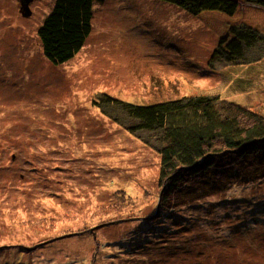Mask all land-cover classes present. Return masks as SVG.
I'll list each match as a JSON object with an SVG mask.
<instances>
[{
  "label": "rangeland",
  "instance_id": "rangeland-1",
  "mask_svg": "<svg viewBox=\"0 0 264 264\" xmlns=\"http://www.w3.org/2000/svg\"><path fill=\"white\" fill-rule=\"evenodd\" d=\"M55 2L33 0L25 16L19 0H0V264H264V177L243 178L245 156L229 161L235 171L224 158L191 174L230 184L175 225L155 213L157 150L104 99L219 94L264 114V5L98 0L85 45L56 65L38 34Z\"/></svg>",
  "mask_w": 264,
  "mask_h": 264
},
{
  "label": "trees",
  "instance_id": "trees-1",
  "mask_svg": "<svg viewBox=\"0 0 264 264\" xmlns=\"http://www.w3.org/2000/svg\"><path fill=\"white\" fill-rule=\"evenodd\" d=\"M97 1L56 0L53 9L38 30L45 56L53 64L61 65L69 61L85 45L92 31ZM254 1L264 5V0ZM181 6L195 15L203 10L196 6L193 9L183 4ZM251 64L253 62L249 65ZM100 99L102 100V96ZM104 99L110 103L103 105L112 106L115 110L113 113L120 111L123 117L134 121L127 126L132 133L157 150L160 163L158 183L161 188L160 201L157 205L160 209H155V213L163 212V208L167 209L169 215L174 218L175 225H179L185 219L177 218L180 214H185L181 209L188 211L189 206L192 209L194 205H200L196 203L197 199H207L213 193L228 188L226 185L230 184L222 178V181H225L223 184L212 186L206 184L209 181L203 180L204 184L198 182L200 187L195 183L198 180L186 182L191 174L197 175L201 171L212 172L216 164H223L224 158L227 159L225 163L228 164L229 170L235 171L234 168L237 166L233 167L229 161L232 157L243 155L246 161L245 166L243 165L245 169L240 166L241 170L246 171L243 178L254 183L252 180L258 179V176L264 177V114L260 111L225 99L219 94L185 95L151 104L125 103L110 96ZM113 119L122 121L118 116ZM260 166L262 170L259 169ZM222 173L220 171L218 175ZM185 187L188 190L184 192ZM237 191L240 192V196L245 193L244 188L240 190L233 188V192ZM117 193L119 197L121 195L125 198L133 197L125 188L119 189ZM167 196H171L169 200ZM165 199L168 202H165ZM249 203L258 205L254 199ZM120 214L123 213L120 211L117 215ZM205 216L208 219L207 214ZM118 218L101 223L117 222ZM158 225L163 227V224ZM185 226L189 227V223L181 224L177 232L188 231L189 229H184ZM116 243L121 245L122 241Z\"/></svg>",
  "mask_w": 264,
  "mask_h": 264
},
{
  "label": "water",
  "instance_id": "water-1",
  "mask_svg": "<svg viewBox=\"0 0 264 264\" xmlns=\"http://www.w3.org/2000/svg\"><path fill=\"white\" fill-rule=\"evenodd\" d=\"M31 1L33 0H20L21 6H22L21 11L25 16L31 13V9L29 7Z\"/></svg>",
  "mask_w": 264,
  "mask_h": 264
},
{
  "label": "bare ground",
  "instance_id": "bare-ground-1",
  "mask_svg": "<svg viewBox=\"0 0 264 264\" xmlns=\"http://www.w3.org/2000/svg\"><path fill=\"white\" fill-rule=\"evenodd\" d=\"M120 252H122V250H120V251H115V253H120ZM109 261H111V259H109Z\"/></svg>",
  "mask_w": 264,
  "mask_h": 264
},
{
  "label": "flooded vegetation",
  "instance_id": "flooded-vegetation-1",
  "mask_svg": "<svg viewBox=\"0 0 264 264\" xmlns=\"http://www.w3.org/2000/svg\"><path fill=\"white\" fill-rule=\"evenodd\" d=\"M17 2H18V0H16ZM19 2H20V0H19ZM21 4V3H20ZM32 5V4H31ZM31 5H30V8H31ZM32 9V8H31ZM20 11H21V7H20V9H19ZM22 12V11H21Z\"/></svg>",
  "mask_w": 264,
  "mask_h": 264
}]
</instances>
